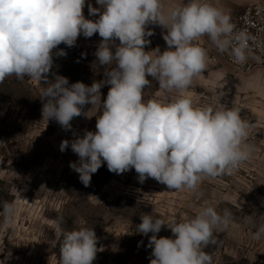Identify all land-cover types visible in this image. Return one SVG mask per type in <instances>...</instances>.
I'll use <instances>...</instances> for the list:
<instances>
[{
	"label": "clouds",
	"instance_id": "clouds-1",
	"mask_svg": "<svg viewBox=\"0 0 264 264\" xmlns=\"http://www.w3.org/2000/svg\"><path fill=\"white\" fill-rule=\"evenodd\" d=\"M85 2L0 0V83L10 76L43 81L47 87L41 91L42 117L65 131L72 130L71 121L82 115L83 106L102 109L96 131L86 130L59 146L61 152L70 147L78 156L69 167L84 186L106 162L116 174L134 168L140 183L152 178L168 189L195 192L204 179L231 174L251 158L255 151L247 142L251 125L241 118L240 109L221 104L223 92H217V103L198 106L189 91L193 79L207 67V50L196 43L200 38L207 36L220 52L230 50L237 63L246 60L248 37L234 31L229 14L209 0H188L167 9L162 0H96L100 8L88 4V11L99 18L91 20L85 18ZM150 24L167 30L163 52L145 51L150 43L146 37L153 35L147 29ZM96 33L102 38L95 52L97 62L110 69L105 79L91 86L69 84L68 78L58 75L50 80L53 49L62 43L73 47L81 34L90 38ZM57 55L66 52L61 49ZM149 76L177 97L145 101L144 89L152 83ZM105 85L110 87L102 101ZM15 211L11 202L0 205L4 223L14 220ZM231 217L230 210L221 214L213 206L179 219H164L152 211L140 216L136 231L152 233L150 264H212V255L203 249L217 243L214 233L226 231ZM165 226L172 237L157 236ZM56 231L60 264H93L102 250L93 228L67 230L57 223ZM262 238L264 225L253 233V239Z\"/></svg>",
	"mask_w": 264,
	"mask_h": 264
},
{
	"label": "rangeland",
	"instance_id": "rangeland-1",
	"mask_svg": "<svg viewBox=\"0 0 264 264\" xmlns=\"http://www.w3.org/2000/svg\"><path fill=\"white\" fill-rule=\"evenodd\" d=\"M88 4L100 8L96 0H86L85 18L98 19V15H89ZM101 39L98 33L90 38L81 34L75 46L61 45L53 52L49 79L58 75L68 78L69 84L80 81L88 86L104 80L110 69L99 65L95 56ZM61 49L66 55H57ZM255 61L251 69L264 68L261 59ZM257 72L254 69L253 84L246 88L235 79L231 83L218 79L214 87L204 82L205 76L193 79L189 91L194 103H217V92H223L220 103L240 109L241 118L251 125L247 142L255 148L238 169L204 179L195 192L168 189L152 178L140 183L134 168L116 174L106 162L92 174L90 185L84 186L69 167L78 156L70 147L61 152L59 146L62 140L83 136L86 130L96 131L102 109L83 106L82 115L71 121L72 130L65 131L56 121L42 117L40 97L47 87L43 81L7 77L0 83V205L11 202L16 211L11 223H4L0 216V262L60 264L59 223L67 230L94 229L97 248L102 250L93 264H150L152 233L144 236L136 231L140 216L153 211L164 219H179L213 206L221 214L230 210L232 217L226 231L214 233L217 243L203 249L212 255V264H264V238L253 239V233L264 225V107L257 103L264 102V83ZM109 87L101 88L102 101ZM144 91L145 101H168L178 95L161 89L156 81ZM157 236L172 237V233L165 226Z\"/></svg>",
	"mask_w": 264,
	"mask_h": 264
},
{
	"label": "crops",
	"instance_id": "crops-1",
	"mask_svg": "<svg viewBox=\"0 0 264 264\" xmlns=\"http://www.w3.org/2000/svg\"><path fill=\"white\" fill-rule=\"evenodd\" d=\"M255 1L256 0H209V2H211L215 7L229 14L230 17L233 16L235 13L242 11L245 6L250 5L254 3ZM162 2L165 8L167 9L169 7L180 6L183 3H187L188 0H162ZM147 29L151 30L153 32V35L150 37H146V39L150 41L149 44L145 45L146 52L152 51L156 48H159L161 52L166 50L167 44L165 40L163 39V36L166 34L167 30L164 29L160 25H153V24L148 25ZM196 43H198L201 47L205 48L206 50L207 48H210V47L212 48L216 47L207 36L200 38ZM252 66L246 69L245 71L236 72V70H234L229 65L214 64L213 62H211L209 55H208L206 69L202 72V74L198 75L196 78L200 79L201 76L203 77L205 76L206 78L204 79V82H206V84L211 85L213 87L217 85L218 79H224L225 81H229V83H231V81L235 79V81L240 83L242 87L246 88V87L252 86L251 84H253V82H251L252 81L251 74L253 73L254 69H258L259 72H257V74L262 76V83H264V68L261 66H256L254 69H251ZM232 73H234V77L232 76ZM148 79L152 81L151 85H153L155 81L152 80L150 76L148 77ZM157 90H158V87L157 89L154 88L155 92ZM257 103L260 106L264 107V102H257Z\"/></svg>",
	"mask_w": 264,
	"mask_h": 264
},
{
	"label": "built area",
	"instance_id": "built-area-1",
	"mask_svg": "<svg viewBox=\"0 0 264 264\" xmlns=\"http://www.w3.org/2000/svg\"><path fill=\"white\" fill-rule=\"evenodd\" d=\"M231 22L235 25V32H243L248 37L246 60L243 63H237L230 54V50L220 52L216 47H210L207 48V52L211 62L217 65H229L239 71L251 67L255 58L264 62V0H256L245 6L242 11L231 16ZM61 45L63 43L58 48ZM57 49H53V52Z\"/></svg>",
	"mask_w": 264,
	"mask_h": 264
},
{
	"label": "trees",
	"instance_id": "trees-1",
	"mask_svg": "<svg viewBox=\"0 0 264 264\" xmlns=\"http://www.w3.org/2000/svg\"><path fill=\"white\" fill-rule=\"evenodd\" d=\"M69 55V54H68ZM70 56V55H69Z\"/></svg>",
	"mask_w": 264,
	"mask_h": 264
}]
</instances>
